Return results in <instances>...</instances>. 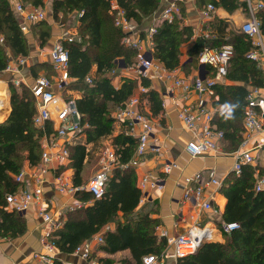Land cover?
<instances>
[{
    "label": "trees",
    "instance_id": "obj_1",
    "mask_svg": "<svg viewBox=\"0 0 264 264\" xmlns=\"http://www.w3.org/2000/svg\"><path fill=\"white\" fill-rule=\"evenodd\" d=\"M25 3L44 6V0H25ZM118 3L126 17L140 25L145 17L157 9L159 0H118ZM209 3L214 6L218 4L228 12L239 7L245 9V3L238 0ZM50 6L54 19L59 14L74 11L79 15L76 32L79 40L65 41L63 44L68 51V75L71 78L67 87L82 92V96L75 99V105L81 124L87 125L83 130L86 136L84 144L68 147L70 159L64 166L74 170L73 185L80 186V173L87 154L86 144L92 143L95 147L101 138L112 133L114 122L111 112L125 104L137 88L136 80L132 79H125L120 87L115 88L106 73L116 67L115 60L118 58H122L126 66L133 64L136 51L122 43L123 32L113 25L107 0H52ZM261 17L264 21V11ZM224 28L225 25L218 21V33L223 37L214 41L198 38L191 54H198L205 46L229 44L233 48L226 77L232 84L216 88L217 103L234 106L232 115L225 118L221 113L214 119L216 127L223 131L228 142L225 149L233 151L242 143V119L248 88L264 87V75L254 62L245 58V53L251 48L248 38L238 32L225 41ZM31 32L38 38L40 46H44L51 35L50 28L44 22L33 25ZM191 35V27L181 25L178 19L174 18L171 23L161 21L153 35V57L168 70L178 67L180 47ZM0 38L1 73L7 67L10 55L13 58L25 57L29 51L26 37L20 31L18 20L6 0H0ZM40 70H45L47 77L54 73L51 64L43 63L32 66V75L36 77ZM87 77H91V85L85 82ZM140 85L146 88L142 96L147 98L151 114H158L160 98L157 92L148 90L149 82L145 78L140 79ZM0 88L5 92L4 87ZM9 90L10 112L6 120L0 123V235L17 237L24 233V219L17 212L6 209L5 196L18 189L19 184L14 176L25 162L30 166L39 164L43 132L33 123L35 105L31 93L11 83ZM47 132H53L51 126H48ZM112 144L119 163L124 167L118 166L112 171L101 198L95 199L87 191H77L75 198L84 203L89 201V205L66 213L62 226L52 233L50 241L60 255H72L77 246L100 235L103 242L98 250L111 255L127 249L130 255L117 261L109 257L98 258V264H141L145 255L160 256L165 250L166 241L157 238L155 219L145 215L133 220L141 192L136 185L134 168L127 164L137 141L120 133L113 138ZM253 173L251 166L244 165L240 174L229 173L219 189L226 199L223 221L235 222L238 228L224 234L222 242H203L193 254L177 259L176 264H264V192L254 190L256 179ZM110 224H114L113 230L106 228ZM54 264L64 263L56 258Z\"/></svg>",
    "mask_w": 264,
    "mask_h": 264
},
{
    "label": "built area",
    "instance_id": "obj_2",
    "mask_svg": "<svg viewBox=\"0 0 264 264\" xmlns=\"http://www.w3.org/2000/svg\"><path fill=\"white\" fill-rule=\"evenodd\" d=\"M13 10L20 31L28 34L31 27L46 18V12L43 6H25L21 0H6ZM109 3V13L112 16L113 25L123 32L122 43L136 51L135 62L129 66L124 64L123 59H116V66L126 70H131L138 78L147 80L163 77L171 78L175 88H181V95L173 98L174 106L180 105L177 110L178 118L186 130L191 133L188 141L184 144V151L190 157H200L209 153L224 155L222 144L225 140L224 133L218 129L214 123L215 116L221 113L222 106L211 103V98L216 95V86L227 77L228 66L233 57V48L229 44L220 47H203L197 60L201 66L207 67L213 72L211 77H196L191 82L174 74L175 70H168L153 57V35L156 32V26L149 27L146 35L141 37L138 34L136 23L128 19L125 11L120 7L118 0H107ZM247 19L241 24L240 31L248 38L251 48L245 53V58L255 63L256 67L264 73V21L261 13L264 11V0H244ZM215 10L213 3L206 4L200 12L203 22H208L212 18ZM176 9L173 5L166 7L160 15L162 21L171 23L174 20ZM79 16V15H78ZM72 34L64 33L61 40L53 43L50 49L49 57L54 71L53 75L37 76L31 87L30 93L34 100L35 114L33 117L34 125L40 129L43 134L40 139L42 153L39 164L33 166L28 176L33 183V188H18L13 193L5 196L6 209L17 213L26 212L31 206L37 207V214L41 218L45 233L41 240L45 254H35L34 259L38 264H54L53 253L57 251L53 242L50 241L52 233L58 230L64 217L51 214L44 205L42 186L47 183L50 176V184L54 190L61 195H73L77 191H87L95 199L103 196L106 183L108 182L112 171L118 167H124L119 163V157L113 146L105 147L99 157L98 168L91 176L86 186H74L69 178L58 172L61 166L69 163L68 147L74 142L75 138L82 134L87 125L81 124V117L75 105V99L65 95V87L71 80L68 75V51L63 42L79 40ZM2 42V39H0ZM147 45V48L144 47ZM24 61L20 60L19 64ZM11 74V84L19 87L23 79L20 71L7 65L5 68ZM85 82L92 84L91 78L87 77ZM146 88L141 87L140 93H144ZM195 94V99L191 100L188 93ZM246 104L242 119L243 138L240 148L245 146L254 131L264 130V87H252L246 95ZM141 100L138 96H131L125 104L118 107L113 115L114 124L120 125L122 133L137 141L136 149L132 159L127 165L137 167L142 158L148 151L161 156L159 147L149 146L152 133L151 121L140 112ZM161 104H163L161 102ZM48 126H51V133L47 132ZM235 154V161L232 171L238 175L242 166L253 164L252 150H238ZM176 165L168 162L164 165L163 171L169 173ZM26 172L21 169L14 176L18 184L23 181ZM149 174L140 179L139 186L145 189L147 186H157ZM191 185H194L192 188ZM220 188L221 181L216 178L213 169L205 174L197 172L190 178L185 179L183 187V196L187 200L193 198L204 210H212L210 199L202 200L204 188ZM255 191H264V175L259 177L254 185ZM202 200V201H201ZM85 203L75 199L69 211L79 209ZM238 228L235 222L223 223L219 229L222 234H229ZM211 238L210 230L193 227L186 233L173 238L170 244L173 246L169 257L177 260L190 254H193L198 247ZM103 239L100 235L92 240L86 241L77 246L72 255L79 257L87 264H97L91 260V253L94 246L102 244ZM166 253L160 256L148 254L142 257L141 264H165L163 261Z\"/></svg>",
    "mask_w": 264,
    "mask_h": 264
},
{
    "label": "crops",
    "instance_id": "obj_3",
    "mask_svg": "<svg viewBox=\"0 0 264 264\" xmlns=\"http://www.w3.org/2000/svg\"><path fill=\"white\" fill-rule=\"evenodd\" d=\"M46 1L47 0H44L45 5L47 4ZM218 1L219 0H159L157 9L150 16L145 17L140 25L136 24L138 34L143 37L146 35V31L149 27H157L162 21L160 15L163 10L173 5L176 9L173 15L174 18L178 19L181 25L190 26L192 31L190 39L180 47V65L172 69L175 70L174 74L188 82H191L196 77H211L213 76V72L209 68H204L199 64L197 60L198 54H191L194 49L195 41L198 38L214 41L223 37L218 33V21L225 25L224 40L226 41L233 33H241V24L247 19L248 15L244 8L239 7L233 12H228L217 4L215 5L212 18L208 22H203L200 12L205 8L207 3H218ZM238 1L244 2V0ZM51 2L52 0H50V3ZM50 5L51 4H48L46 6L50 9ZM73 19V23L66 29L57 30V26H53L56 31L51 33L48 42L44 46H40L36 43L35 38L27 39V42H29V54L27 56L13 59L10 55L11 61H9L8 65L20 71L23 79L19 87H24L30 92L34 79L37 76L45 74V70H40L36 77L33 76L32 66L43 63H47L48 65L51 64L49 53L53 43L61 40V36L64 33L75 34L77 32L79 20L76 16ZM60 31H62V33ZM31 34L32 32L30 31L28 34L23 35L28 38ZM144 47L147 48V45L144 44ZM20 60H23L24 63L19 64ZM132 62H135V57ZM93 70H95L94 67ZM106 74L115 88L120 87L125 79L136 80L137 88L133 95L141 98V104L139 106L140 112L151 121L153 127L149 146L159 147L162 154L158 157L156 153L148 151L137 167L131 166L134 168L136 174V185L141 192L139 203L134 210L133 220L136 221L138 218L147 215L157 221L155 234L158 239H165L166 241V247L163 251V253H166L163 258L165 264H176L177 261L169 257L173 249V246L170 244L171 240L186 233L193 227L210 230L211 238L204 242H222L224 234L220 233L219 229L224 223L222 213L226 199L219 193V189L222 187L226 176L231 172L234 173L232 171L235 161L234 153L238 150H252L253 164L249 166L254 169L253 176L256 181L264 174V130L254 131L245 146L240 148L239 145L238 148L233 151L225 149L228 142L224 140L222 150L225 154L222 156L209 153L200 157H190L184 151V144L189 140L191 133L184 128L178 118L177 110L180 105H177L176 108L173 104V98L181 95L182 91L181 88H175L173 86L171 78L165 76L161 80H148V90L152 89L156 91L160 98V111L158 114L152 115L147 98L143 97L142 93H140V88L143 87L140 85L141 78H138L133 71L118 66L112 68ZM11 77V74L6 70L0 73V87L2 86L5 88V92H3L4 96L0 98V106L2 105V107H0V123L6 120L10 112L9 83H11ZM70 82L71 80L69 83ZM230 84L232 83L225 79L219 82L216 88L219 85ZM249 89H251V87L248 88V91ZM0 90L3 89L0 88ZM1 94L2 91H0V95ZM65 95L72 99H78L82 96V92L71 90L66 85ZM188 96L191 100L195 99L193 91L188 93ZM211 100L212 104L219 105L217 103V94L211 98ZM161 102L163 104H161ZM220 105L222 108L225 106L222 104ZM113 113L114 111L111 112V116ZM221 113H218L215 119ZM113 127L112 133L109 136L101 138L95 147L92 143L86 144L87 154L84 158L80 173V186H86L91 176L98 168L101 151L107 147L106 145L113 146V138L120 134L122 127L117 124H114ZM243 136L242 132V138ZM85 137L83 131L82 134L74 139L75 141L71 143V146L84 144ZM168 162L174 163L176 166L167 174L163 171V168ZM64 166H61L58 170L63 168L61 169V173L67 176L73 184L74 170L69 167L64 168ZM32 167L33 166H30L28 162L24 163L22 169H25L26 175L23 181L19 183L18 188L31 190L34 187L28 176V172L31 171ZM211 169L215 171L216 178L221 181V187L218 189L213 187L204 188L201 199H210L212 210L209 211L202 209L193 198L185 200L183 196V187L185 179L190 178L197 172L205 174ZM147 174H149L154 181L158 182V185L154 187L147 186L143 190L140 188L139 182L140 179ZM49 182L50 176L48 177L47 183H44L42 186L44 205L48 212L54 215L61 214L65 220L66 213L69 212V206L72 205L76 198L73 195H61L57 193ZM191 187L193 188L194 185H191ZM89 203L88 201L85 205H89ZM36 209V206H31L26 212L18 213V215L24 219L25 223V230L22 235L17 237L0 235V264H38L37 260L34 259V255L46 253L41 243L46 231ZM106 228L113 230L114 224L107 225ZM98 246H94V250H92L90 256L91 260L97 264L98 258L109 257L117 261L123 257H129L130 255L127 249L110 255L102 250H98ZM53 258L61 260L64 264H87L86 261L75 255H60L58 251L53 253Z\"/></svg>",
    "mask_w": 264,
    "mask_h": 264
},
{
    "label": "rangeland",
    "instance_id": "obj_4",
    "mask_svg": "<svg viewBox=\"0 0 264 264\" xmlns=\"http://www.w3.org/2000/svg\"><path fill=\"white\" fill-rule=\"evenodd\" d=\"M22 2H23V4L25 5V6H27V5H30V4H27V3H25V0H21ZM46 5H48V4H51L50 3V0H47L46 1ZM44 6H43V8L45 9V12H46V18H45V20H43L42 22H44V24H46L49 28H50V31H51V33L53 32V31H56V29H54L53 28V26H57L56 28H58L57 30H63L64 28L66 29V28H68V26L70 25V24H72L73 23V18L76 16L77 17V19H78V13H76L75 11L74 12H71V13H68V14H59V16H58V18L57 19H54V18H52V12H51V8L49 9L46 5H45V2H44V4H43ZM55 23V24H54ZM32 28V27H31ZM61 33H62V31H60ZM35 34H31V36H29L28 38H26V42L28 41L27 39H29V38H32V39H34L35 38V40H36V43H38L39 45H40V43H39V40H38V38L36 39V37L34 36ZM71 36H76L77 37V39L79 38V36L75 33V34H72ZM27 44H28V47H29V42H27ZM28 54H29V51H28ZM13 58V57H12ZM14 59V58H13ZM9 61H11V57H10V60ZM9 63V62H8ZM45 75V74H44ZM106 146H108V145H106ZM264 175V174H263ZM262 175V176H263Z\"/></svg>",
    "mask_w": 264,
    "mask_h": 264
},
{
    "label": "clouds",
    "instance_id": "obj_5",
    "mask_svg": "<svg viewBox=\"0 0 264 264\" xmlns=\"http://www.w3.org/2000/svg\"><path fill=\"white\" fill-rule=\"evenodd\" d=\"M233 107L234 106H230V105H225L222 108V114L225 115V118H231L232 115V111H233Z\"/></svg>",
    "mask_w": 264,
    "mask_h": 264
},
{
    "label": "bare ground",
    "instance_id": "obj_6",
    "mask_svg": "<svg viewBox=\"0 0 264 264\" xmlns=\"http://www.w3.org/2000/svg\"><path fill=\"white\" fill-rule=\"evenodd\" d=\"M0 91H1V90H0ZM2 92H4V91H2ZM0 107H2V105H1Z\"/></svg>",
    "mask_w": 264,
    "mask_h": 264
}]
</instances>
